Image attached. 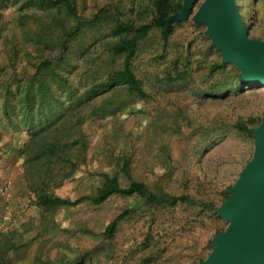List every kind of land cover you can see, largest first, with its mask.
<instances>
[{"label":"rangeland","instance_id":"rangeland-1","mask_svg":"<svg viewBox=\"0 0 264 264\" xmlns=\"http://www.w3.org/2000/svg\"><path fill=\"white\" fill-rule=\"evenodd\" d=\"M75 1L85 18L106 8L136 26L154 20L153 0ZM207 1L196 0L189 18L173 21L167 40L154 27L140 43L133 69L147 98L117 88L87 101L85 92L120 66L111 65L110 25L73 39L58 64L61 29L54 22L72 27L76 20L39 0H0V160L15 158L25 182L23 211L17 220L2 219L0 264H203L214 254L215 239L231 225L219 216L224 193H233L258 153L264 86L241 84L234 64L211 72L224 60L200 16ZM235 4L249 39L264 42V0ZM45 60L54 67L33 79ZM42 144H55L56 152L38 157ZM116 175L125 186L139 181L203 205L153 207L122 196L92 205L104 176ZM43 190L83 202L48 210L38 202ZM117 219L109 239L107 228Z\"/></svg>","mask_w":264,"mask_h":264},{"label":"trees","instance_id":"trees-1","mask_svg":"<svg viewBox=\"0 0 264 264\" xmlns=\"http://www.w3.org/2000/svg\"><path fill=\"white\" fill-rule=\"evenodd\" d=\"M39 2L45 5L49 10L58 11L64 16L75 19L76 23L72 27H68L62 21L57 20L54 22V30L59 27L60 32V56L57 59L58 64H62L65 61L67 52L69 51V43L73 39H77L84 31L90 28H103L104 25H110V37L116 39L113 45L109 49L111 60L113 63L120 62V66L113 67L109 70L105 80L95 84L89 90L85 92L84 97H87V101H91L105 93H108L117 88L126 89L127 93L132 96L145 99L148 97L143 83L138 78L137 74L133 69V60L137 55V51L140 43L148 37L154 27L161 30V34L165 40H167L173 33V24L165 25L162 20H168L172 16L178 14L183 9V0H153L154 8V20L151 23L142 24L136 26L133 23L123 21L120 17V12L116 9L108 10L106 8L101 9L97 14H94L90 18L81 17L78 12L75 0H39ZM63 20V19H62ZM111 23V24H110ZM248 33V26L245 25ZM54 67V64L50 60L43 61L38 67L36 74L33 79L41 77L43 71H49ZM228 67L227 63H221L212 67L211 72L216 73L224 70ZM43 75V74H42ZM240 83L244 84L245 81L240 78ZM26 92V100L30 104L33 100L35 88L34 82L29 84ZM41 88H38V92ZM222 89L213 90V94L220 95ZM81 101L84 98H80ZM5 115L10 119L8 109L5 111ZM237 129L242 133L252 134L253 130H249L246 125L239 124ZM55 144H42L40 150H38V157H43L49 154L52 156L56 152ZM123 166L124 174L129 175V165L125 163ZM128 169V170H127ZM113 196L122 197H134L139 198L143 204L148 206H168L171 208L176 207L179 204H190V205H203L202 202L192 198L190 195L175 196L164 192L162 189L152 190L146 183L139 181H130L128 185H123L119 179V176H104L102 185L97 189L96 193L90 197V202L94 206H99L106 202ZM231 196L230 191L224 193V202H226ZM39 204L45 209H57L60 207H75L83 202L82 199L71 201L56 197L47 193L43 190L38 195ZM223 202V203H224ZM206 207H211L217 216L218 207L214 203L205 204ZM219 219V218H218ZM119 225V219L113 221L107 228V238L111 239L115 237ZM76 264H84L82 261Z\"/></svg>","mask_w":264,"mask_h":264},{"label":"water","instance_id":"water-1","mask_svg":"<svg viewBox=\"0 0 264 264\" xmlns=\"http://www.w3.org/2000/svg\"><path fill=\"white\" fill-rule=\"evenodd\" d=\"M195 2L184 0L181 13L162 23L189 18ZM200 16L207 19L224 63L239 67L246 83L264 86V42L249 39L235 0H208ZM255 135L258 153L219 208L231 225L215 239L214 254L203 264H264V123Z\"/></svg>","mask_w":264,"mask_h":264},{"label":"crops","instance_id":"crops-1","mask_svg":"<svg viewBox=\"0 0 264 264\" xmlns=\"http://www.w3.org/2000/svg\"><path fill=\"white\" fill-rule=\"evenodd\" d=\"M24 185L23 175L15 158H8L7 161L0 160V187H10L8 193L0 191V231L5 223L2 219L7 216L16 219V214H21V211H23L21 209H23L22 206L25 201Z\"/></svg>","mask_w":264,"mask_h":264},{"label":"built area","instance_id":"built-area-1","mask_svg":"<svg viewBox=\"0 0 264 264\" xmlns=\"http://www.w3.org/2000/svg\"><path fill=\"white\" fill-rule=\"evenodd\" d=\"M0 191H2L3 193H8L10 191V187L9 186H2L0 187ZM5 220L9 221L10 217H5Z\"/></svg>","mask_w":264,"mask_h":264}]
</instances>
